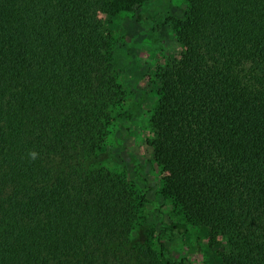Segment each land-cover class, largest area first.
Instances as JSON below:
<instances>
[{"label": "trees", "instance_id": "trees-1", "mask_svg": "<svg viewBox=\"0 0 264 264\" xmlns=\"http://www.w3.org/2000/svg\"><path fill=\"white\" fill-rule=\"evenodd\" d=\"M147 1L0 0V264H178L174 237L158 252L131 236L149 200L102 163L111 123L139 106L116 112L110 19ZM187 4L181 55L156 74L158 195L222 264H264V0Z\"/></svg>", "mask_w": 264, "mask_h": 264}, {"label": "rangeland", "instance_id": "rangeland-1", "mask_svg": "<svg viewBox=\"0 0 264 264\" xmlns=\"http://www.w3.org/2000/svg\"><path fill=\"white\" fill-rule=\"evenodd\" d=\"M187 5V0H148L142 10L122 12L110 19L118 82L125 94L116 112L122 114L136 103L139 106L133 109L136 115L131 123L123 117H116L111 123L102 163L117 175H124L149 200L138 215L131 232L133 238L159 252V232H163L167 238L174 237L167 255L178 264H222L210 246L208 229H203L198 221L186 220L172 200L164 201L158 195L163 187L162 170L151 145V115L159 100L157 70L181 55L176 27ZM144 95L146 99L142 101ZM121 132L128 136L119 146ZM131 158L142 165L140 172L134 169ZM171 222L183 224V232H171Z\"/></svg>", "mask_w": 264, "mask_h": 264}]
</instances>
